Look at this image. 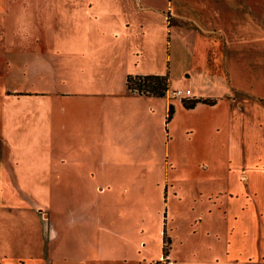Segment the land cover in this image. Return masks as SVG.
Wrapping results in <instances>:
<instances>
[{
	"label": "crops",
	"instance_id": "0c3cea01",
	"mask_svg": "<svg viewBox=\"0 0 264 264\" xmlns=\"http://www.w3.org/2000/svg\"><path fill=\"white\" fill-rule=\"evenodd\" d=\"M161 30L189 47L174 84L152 50ZM54 54L55 90L42 85ZM136 74L214 101L130 89ZM0 95V264H83L74 240L93 239L96 206L109 218L115 191L143 197L163 128L203 109L184 122L221 185L226 260L264 264V0H0Z\"/></svg>",
	"mask_w": 264,
	"mask_h": 264
},
{
	"label": "rangeland",
	"instance_id": "374dc122",
	"mask_svg": "<svg viewBox=\"0 0 264 264\" xmlns=\"http://www.w3.org/2000/svg\"><path fill=\"white\" fill-rule=\"evenodd\" d=\"M163 33L164 30L156 31L158 37L152 50L156 48L159 57L171 56L174 84L184 78L182 73L188 63L189 47L174 41L168 47V35ZM68 54V61L73 55H79L72 47H68ZM56 56L50 57L48 78L42 81L43 87L54 90L64 87L62 79L55 77ZM2 98L0 95V102ZM205 110L182 111V120L163 128L168 153L158 167L154 165L152 173L144 175L147 190L143 197L140 193L139 198L135 192L125 195L124 191H115L112 203L108 205L109 218L96 206L93 239L74 240L83 264H167L168 259L173 260L171 264H230L225 254L228 222L219 208L221 185L215 173L202 165L200 145L204 132L200 128L190 132L184 122H192L204 115L210 117L211 111ZM99 195L96 193L97 200ZM18 198L36 199L26 193ZM35 248L31 249L32 255L36 254ZM166 251L167 256H163ZM46 254L42 253L41 257L47 258Z\"/></svg>",
	"mask_w": 264,
	"mask_h": 264
},
{
	"label": "trees",
	"instance_id": "16d2710c",
	"mask_svg": "<svg viewBox=\"0 0 264 264\" xmlns=\"http://www.w3.org/2000/svg\"><path fill=\"white\" fill-rule=\"evenodd\" d=\"M127 85L130 89H136L139 92L154 93L162 95L167 89V79L165 75L161 74H136L127 76ZM202 100L205 102L213 103V99L209 98H197L192 100H183V103L187 107H192L197 101ZM172 112V105L169 106V118ZM166 251L163 256H167ZM160 262V261H158Z\"/></svg>",
	"mask_w": 264,
	"mask_h": 264
},
{
	"label": "built area",
	"instance_id": "2783aa9c",
	"mask_svg": "<svg viewBox=\"0 0 264 264\" xmlns=\"http://www.w3.org/2000/svg\"><path fill=\"white\" fill-rule=\"evenodd\" d=\"M170 97L177 98L183 100L184 98H189L192 96V91L190 88H183V87H174V88H167L165 91ZM168 259V258H167ZM173 260H166L167 264H171Z\"/></svg>",
	"mask_w": 264,
	"mask_h": 264
}]
</instances>
